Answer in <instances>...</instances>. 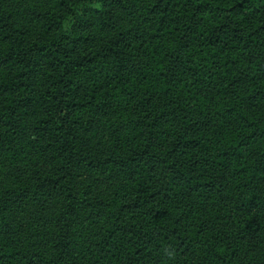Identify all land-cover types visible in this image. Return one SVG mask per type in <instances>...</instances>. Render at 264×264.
Wrapping results in <instances>:
<instances>
[{
    "label": "trees",
    "instance_id": "obj_1",
    "mask_svg": "<svg viewBox=\"0 0 264 264\" xmlns=\"http://www.w3.org/2000/svg\"><path fill=\"white\" fill-rule=\"evenodd\" d=\"M0 264H264V0H0Z\"/></svg>",
    "mask_w": 264,
    "mask_h": 264
},
{
    "label": "rangeland",
    "instance_id": "obj_2",
    "mask_svg": "<svg viewBox=\"0 0 264 264\" xmlns=\"http://www.w3.org/2000/svg\"><path fill=\"white\" fill-rule=\"evenodd\" d=\"M90 25H91V26H90L89 30L87 31L88 34H89V33H93V34L95 35V34H97V33L100 32V30H99V28H98V22H96V21H92Z\"/></svg>",
    "mask_w": 264,
    "mask_h": 264
}]
</instances>
